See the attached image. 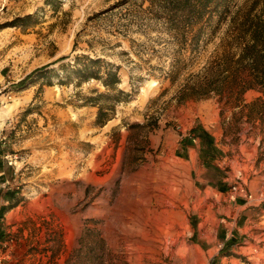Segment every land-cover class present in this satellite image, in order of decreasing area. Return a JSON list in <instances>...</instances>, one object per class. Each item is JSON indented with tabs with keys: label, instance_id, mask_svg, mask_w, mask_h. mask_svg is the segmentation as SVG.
Segmentation results:
<instances>
[{
	"label": "rangeland",
	"instance_id": "374dc122",
	"mask_svg": "<svg viewBox=\"0 0 264 264\" xmlns=\"http://www.w3.org/2000/svg\"><path fill=\"white\" fill-rule=\"evenodd\" d=\"M21 11L22 4L11 8L10 21L36 14L29 22L37 23L20 30L36 33L42 45L27 53L17 35L11 55L26 66L54 59L45 63L54 83L26 86L33 97L1 147L16 161L15 167L2 158L0 168L17 194L0 226L6 240L0 264H8L6 255L14 264H264V94L248 89L237 101L185 90L219 55L226 23L214 22L190 43L151 0H41ZM83 54L119 67L117 87L125 94L103 125L95 122L97 107L84 101L106 89L95 80L79 83L70 71ZM61 56L68 57L54 63ZM57 73L69 80L56 83ZM196 124L208 127L215 144L207 149L208 158L217 157L210 174L246 204L236 245L213 256L195 238L231 218L224 201L203 193L182 155L173 154ZM250 193L261 202L249 200Z\"/></svg>",
	"mask_w": 264,
	"mask_h": 264
},
{
	"label": "trees",
	"instance_id": "16d2710c",
	"mask_svg": "<svg viewBox=\"0 0 264 264\" xmlns=\"http://www.w3.org/2000/svg\"><path fill=\"white\" fill-rule=\"evenodd\" d=\"M151 3L161 8L162 20L176 31V35L190 43H197L204 29L213 26L214 22L218 25L226 23L227 33L222 38L219 55L207 62L200 70L201 76L196 83L185 89L189 90V95L201 98L210 92L219 95L228 93L238 101L248 89H257L264 94V0H243L238 5H234V0H151ZM35 15L15 17L1 23L0 29L36 24V21L29 22ZM67 57L61 56L54 63ZM102 63L99 57L91 58L83 54L76 55L70 66V71L77 75V82L95 80L106 89V92L94 90L95 95L86 97L84 101V104L97 107L95 122L98 125L110 119L114 111L113 101L125 94L117 87L121 81L119 67ZM50 66L45 64L33 70L20 82V87L38 83L41 90L43 86L53 85ZM67 67L68 64L61 65L66 71ZM55 77L58 84L69 80L67 75L58 73Z\"/></svg>",
	"mask_w": 264,
	"mask_h": 264
},
{
	"label": "crops",
	"instance_id": "0c3cea01",
	"mask_svg": "<svg viewBox=\"0 0 264 264\" xmlns=\"http://www.w3.org/2000/svg\"><path fill=\"white\" fill-rule=\"evenodd\" d=\"M17 4H22L24 8V11L18 14L20 15L33 11L41 4V0H0V23L10 21V9ZM35 28H37V26ZM10 29H12L15 34V36L11 38ZM17 35L22 39L20 45L24 47L27 53L34 52L36 50L34 49L36 45H42L37 34L34 32L22 33L20 28L15 26H5L0 29V163H2V165L4 163L2 158L5 159L6 156L1 151V147L6 140L8 130H10L11 122L17 119V112L33 97V86L26 88L24 86L20 87L19 84L37 67L54 60L49 59L38 64L30 61L31 63H28V66H26L27 63L22 57H12L13 48L10 47V44ZM38 51L41 50L38 49ZM40 57H47L46 50L41 53ZM10 99H13V101L10 102ZM201 127L203 130L197 129L198 125L196 124L189 129L188 133L182 134L178 140L179 142L173 145V154H175V157H177L176 155H182V157H179L180 161L187 165L189 174L190 176L193 175L195 182L203 187V193L224 201L225 204L223 205V209L225 210V214L228 218H231L230 221L223 218L218 219L213 234H210V228H208L205 229L204 232H200L195 238L196 242L203 245L204 248L210 252V255L213 256L223 247H232L236 245V234L238 230L236 225L240 220L239 211H241V209L244 210L246 204L245 202L242 203V199L239 197L234 199L229 195L228 188L226 187L228 183H224L223 179L216 180L210 174L213 168H211V165L216 166L217 157L212 154L210 158H208L209 152H207V149L210 148L211 151V148H213L215 144L211 140V132L208 131V127L203 124ZM200 153L203 154L201 155L202 157H200ZM204 153L206 155L205 157ZM4 181L8 180L5 178V171L0 168V226L4 225L3 222L6 220V223H8L10 211L13 209L10 205L16 202V197H10V195L17 194L11 186L7 185L4 187ZM253 200L258 201V198L255 197ZM260 206L263 209L260 208ZM260 206L259 208L263 211L264 201ZM213 223L215 222L213 221ZM4 232L3 228L0 227V251L6 243ZM6 256L9 258L8 264H14V259L10 261V255Z\"/></svg>",
	"mask_w": 264,
	"mask_h": 264
},
{
	"label": "built area",
	"instance_id": "2783aa9c",
	"mask_svg": "<svg viewBox=\"0 0 264 264\" xmlns=\"http://www.w3.org/2000/svg\"><path fill=\"white\" fill-rule=\"evenodd\" d=\"M5 158H10V155H6ZM8 163H9V164H13V165L16 167V165H15V164H16V161H13L11 158L8 160ZM8 184H9V181H4L3 186L5 187V186H7ZM232 188H233V190H236V187L233 186ZM240 191H243V189L241 188ZM263 195H264V190H263V191H260V196H259V197H261V196H263ZM232 197H233V196H232ZM247 197H248L249 200H253V199H254L251 193L248 194ZM0 259H1V258H0Z\"/></svg>",
	"mask_w": 264,
	"mask_h": 264
},
{
	"label": "bare ground",
	"instance_id": "6f19581e",
	"mask_svg": "<svg viewBox=\"0 0 264 264\" xmlns=\"http://www.w3.org/2000/svg\"><path fill=\"white\" fill-rule=\"evenodd\" d=\"M161 229V228H160ZM165 229V228H164ZM161 232H162V234H165V232L164 231H162V229H161Z\"/></svg>",
	"mask_w": 264,
	"mask_h": 264
}]
</instances>
